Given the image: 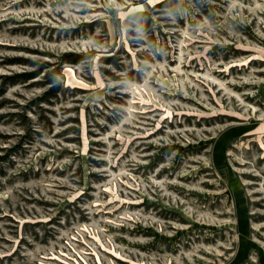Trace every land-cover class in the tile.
<instances>
[{"label":"rangeland","instance_id":"obj_1","mask_svg":"<svg viewBox=\"0 0 264 264\" xmlns=\"http://www.w3.org/2000/svg\"><path fill=\"white\" fill-rule=\"evenodd\" d=\"M0 264H264V0H0Z\"/></svg>","mask_w":264,"mask_h":264},{"label":"trees","instance_id":"obj_2","mask_svg":"<svg viewBox=\"0 0 264 264\" xmlns=\"http://www.w3.org/2000/svg\"><path fill=\"white\" fill-rule=\"evenodd\" d=\"M28 76H30V75H20V76H17V77H21V78H23L24 80H26V79H29L30 77H28ZM11 79V78H10ZM11 84H14V81L13 82H11Z\"/></svg>","mask_w":264,"mask_h":264}]
</instances>
